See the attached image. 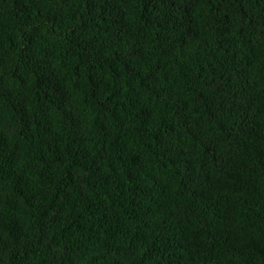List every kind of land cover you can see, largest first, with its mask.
I'll return each instance as SVG.
<instances>
[{
    "label": "trees",
    "instance_id": "trees-1",
    "mask_svg": "<svg viewBox=\"0 0 264 264\" xmlns=\"http://www.w3.org/2000/svg\"><path fill=\"white\" fill-rule=\"evenodd\" d=\"M0 264H264V0H0Z\"/></svg>",
    "mask_w": 264,
    "mask_h": 264
}]
</instances>
